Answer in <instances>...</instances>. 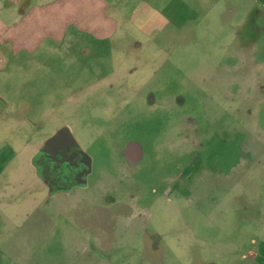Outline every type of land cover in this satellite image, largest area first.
Returning <instances> with one entry per match:
<instances>
[{
    "label": "rangeland",
    "instance_id": "374dc122",
    "mask_svg": "<svg viewBox=\"0 0 264 264\" xmlns=\"http://www.w3.org/2000/svg\"><path fill=\"white\" fill-rule=\"evenodd\" d=\"M109 1L116 29L104 38L74 24L62 36L68 19L91 25L73 8L0 12L2 253L18 264H262L264 0ZM58 126L91 161L76 200L43 199L29 166Z\"/></svg>",
    "mask_w": 264,
    "mask_h": 264
},
{
    "label": "flooded vegetation",
    "instance_id": "af4514ba",
    "mask_svg": "<svg viewBox=\"0 0 264 264\" xmlns=\"http://www.w3.org/2000/svg\"><path fill=\"white\" fill-rule=\"evenodd\" d=\"M130 144L132 143L126 146L127 153L131 150ZM139 159L141 149L138 147V156L132 158L131 162ZM90 165L89 157L74 139L71 129L64 126L49 131L29 158L33 180L42 186L43 199L49 200L59 194L76 200L79 197L78 193L88 188Z\"/></svg>",
    "mask_w": 264,
    "mask_h": 264
},
{
    "label": "crops",
    "instance_id": "0c3cea01",
    "mask_svg": "<svg viewBox=\"0 0 264 264\" xmlns=\"http://www.w3.org/2000/svg\"><path fill=\"white\" fill-rule=\"evenodd\" d=\"M8 1H12V2H8ZM6 2V0H0V12L1 10H5L7 11L8 9L5 8V5L7 4H13V5H17L20 4L21 2H26L28 6L30 7H36V6H40V7H53V6H59V7H67L68 9L73 8L76 11V17L81 18L82 21L84 22H89L91 23V25H84V26H79V24H76L77 21L72 20V19H68L66 20L63 25H62V29L59 30V32L61 33V35L65 38H71L70 36V30H69V26H71V24L75 25V30L76 31H86L87 33L91 34V36L95 37V38H104V37H109L110 35H112V33L115 31L116 29V25L113 22V20L111 18H109L106 14H107V9L110 7L111 5V1L109 0H8ZM86 2V3H85ZM85 6L86 10L83 12L81 9H79L78 7L80 6ZM92 6L95 9V18H92L93 14L91 13V9ZM81 13H83L85 16H82ZM100 19V20H99ZM79 20V21H81ZM97 21L99 20L98 23L93 24L92 25V21ZM154 22V21H153ZM68 32V33H66ZM5 32H2V30H0V45L1 43H3V37H4ZM60 35V36H61ZM52 37V36H51ZM53 38V37H52ZM8 40L9 39H4ZM33 191V190H32ZM28 193V197L30 198H34L36 195V192H32ZM44 198V196H43ZM22 209H24L23 207H14L13 210L17 211L18 213H23V214H28L30 211L25 210L22 211ZM13 213L15 212H11L10 215H13ZM16 216V214H15ZM126 217V216H125ZM125 217H123L121 214H116L115 219L117 221H120L121 223L124 222V220L126 219ZM14 217H12L13 219ZM11 219V220H12ZM18 224V222H17ZM20 224V223H19ZM4 244H0V264L5 263V262H9L10 264H18V260H16L14 258V256H7L4 255L1 251V248ZM251 256H255L254 253H252ZM257 257V255H256ZM23 258H25L26 261H31L30 256L28 255H24ZM262 264H264V258L261 262Z\"/></svg>",
    "mask_w": 264,
    "mask_h": 264
}]
</instances>
